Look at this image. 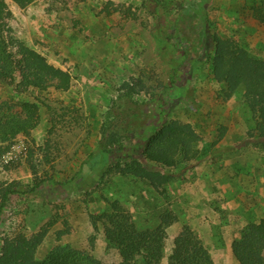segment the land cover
I'll use <instances>...</instances> for the list:
<instances>
[{
  "label": "rangeland",
  "instance_id": "374dc122",
  "mask_svg": "<svg viewBox=\"0 0 264 264\" xmlns=\"http://www.w3.org/2000/svg\"><path fill=\"white\" fill-rule=\"evenodd\" d=\"M7 4L9 41L44 56L70 75L71 84L66 92L49 88L23 94L41 101V123L29 138L18 137L0 154V188L39 186L35 193H16L7 200L0 246L7 237L42 234L35 253L39 260L54 246L69 245L101 264L113 263L117 252L107 247L104 225L95 217L114 204L133 215L138 229L165 225V254L187 226L216 264H239L231 253L233 240L248 223L264 218V149L249 140L254 122L242 87L226 96V83L213 76V56L195 64L191 74L180 68L174 92L169 89L180 44L189 43V54H199L198 15L181 9L194 7L196 0H160L158 6L141 0ZM203 11L208 33L264 59V28L252 18L264 13V0H209ZM171 23L181 27L179 41L164 37ZM126 83L134 89L124 88ZM162 94L166 101L173 96L165 120L161 108L167 106L157 103ZM0 97L20 101L1 83ZM158 121L166 122L154 133L160 138L174 133H161L162 126L177 122L199 139L193 164L183 172L182 162L157 166L173 174L171 182L146 187L112 169L114 156L103 160L99 151L107 126L123 130V145L137 155Z\"/></svg>",
  "mask_w": 264,
  "mask_h": 264
},
{
  "label": "trees",
  "instance_id": "16d2710c",
  "mask_svg": "<svg viewBox=\"0 0 264 264\" xmlns=\"http://www.w3.org/2000/svg\"><path fill=\"white\" fill-rule=\"evenodd\" d=\"M11 1L24 8L35 0ZM141 1L157 6L160 4V0ZM208 2L209 0H196L194 7H181L198 15L201 24L198 40L201 46L198 55H191L188 52L189 43L180 44L181 52L173 59L176 66L172 68L169 89L173 87L180 68L191 74L194 72L195 64L213 56V76L218 83H226L228 90L226 96L229 97L232 92L239 89V86L242 87L244 102L254 122L249 140L264 149V59L254 58L250 51L233 48L231 44L218 40L208 33V19L203 13ZM253 14V20L264 28V13L260 11ZM11 17L7 0H0V83L8 87L13 96L16 95L20 100L14 102L0 97V154L9 150L18 137L29 138L31 132L41 123V101L37 96L31 99L23 94L31 89L44 92L49 88L66 92L71 84L70 75L50 64L44 56L25 45L9 41L7 24ZM169 27L171 31L164 37L170 41L173 39L179 41L181 27H178L177 23H171ZM123 86L131 90L135 87L127 83ZM163 94L157 99L160 108L167 106L161 108V120L166 119L172 106L170 98L173 97L168 96L166 101ZM181 96L182 92L176 97ZM163 122L158 121L159 126L154 125L150 128L148 135L144 137L148 143L143 145L137 155L133 150L129 152L123 145L122 139L125 138L123 130L117 131L114 126H107L103 131L106 141L102 143L99 151L103 160L114 156L110 166L112 169L114 168L121 176H131V179L146 187L148 184L154 187L168 184L173 180V174L164 173L157 166H162L160 168L163 169L172 168L182 162L183 172L193 164L191 160L196 156L195 146L199 139L193 131L178 125L177 122L162 126L161 133L165 130L174 132L167 137L160 138L161 135H154L160 125H165L166 122ZM151 136L154 138L150 141ZM179 152L182 157L178 156ZM19 186L21 187V184L17 183L3 185L0 188V220L11 195L35 193L39 184L36 183L31 189L25 187L19 190ZM141 200L143 201V196L140 197V203ZM115 203L118 205L117 200ZM151 210L150 207L146 209L148 216ZM97 221L104 225V240L107 247L117 252V261L110 264H162L164 258L166 264H216L200 239L187 226L182 227L174 238L170 253L165 254L163 240L165 225L138 229L133 215L114 204L109 210L98 214L95 217V222ZM42 240V234L30 239L23 236L5 238L0 246V264H101L97 257L72 249L69 245H56L43 260H39L35 253ZM230 249L239 264H264V218L243 227Z\"/></svg>",
  "mask_w": 264,
  "mask_h": 264
}]
</instances>
